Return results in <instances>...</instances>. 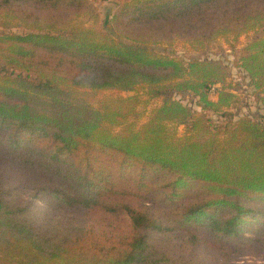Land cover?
<instances>
[{
	"label": "trees",
	"instance_id": "1",
	"mask_svg": "<svg viewBox=\"0 0 264 264\" xmlns=\"http://www.w3.org/2000/svg\"><path fill=\"white\" fill-rule=\"evenodd\" d=\"M101 2L116 3L105 20ZM242 37L236 67L263 101L264 0H0V264L264 254V231L245 236L247 218L264 217V122L235 120L221 61L153 49ZM173 93L198 97L200 111ZM37 197L99 219L67 224Z\"/></svg>",
	"mask_w": 264,
	"mask_h": 264
},
{
	"label": "rangeland",
	"instance_id": "2",
	"mask_svg": "<svg viewBox=\"0 0 264 264\" xmlns=\"http://www.w3.org/2000/svg\"><path fill=\"white\" fill-rule=\"evenodd\" d=\"M97 9L100 13L101 20L111 17L116 10L115 2H101L96 4ZM248 39L242 37L239 42H235L232 39L230 41H225L224 39L219 40L217 43L209 46L205 51L196 52L191 50L188 46L183 44H177L172 47L168 46H154L153 49L158 53H164L171 56H174L178 59L185 61L188 60H215L221 61L225 66L228 67L230 72L229 81H232V86H235L237 89L235 93L239 97L240 105L234 107L232 111L236 114V119L248 117L253 120L264 122V100L262 101V96L255 95V91L250 87L249 81L246 77V74L238 69V61L240 59V50L247 44ZM212 96H215L210 92ZM172 98L177 100H182V102L191 108L193 111H200L199 107V98L194 95L189 96H180L176 93L170 95ZM147 99V97H144ZM161 104V101L158 99H153L150 103L144 107L145 117L141 121V124H144L148 121V118L152 110L158 107ZM213 121L216 123L222 122L224 119L217 114L211 113ZM184 131L183 127H180L178 132L182 134ZM27 199V197H24ZM35 205L40 208L44 215L54 218L56 220L63 221L67 224L87 226L91 221L94 223L99 219V216L95 214H75L72 212H65L60 209L55 210L51 202L44 200L43 198H35ZM251 207L256 208L260 206L258 204L251 203ZM248 223L245 226V236L249 238H263L264 231V217L262 216H252L247 218ZM115 225H121V222L114 223ZM124 225V224H123ZM122 225V226H123ZM196 255H193V258L197 260H203L205 262H211L207 259V256H212L208 251L205 250H195ZM214 264V263H212ZM230 264H264V254L257 256H246L238 257L234 255V259Z\"/></svg>",
	"mask_w": 264,
	"mask_h": 264
},
{
	"label": "built area",
	"instance_id": "3",
	"mask_svg": "<svg viewBox=\"0 0 264 264\" xmlns=\"http://www.w3.org/2000/svg\"><path fill=\"white\" fill-rule=\"evenodd\" d=\"M211 92H212L213 94H215V93H216V88H212V89H211Z\"/></svg>",
	"mask_w": 264,
	"mask_h": 264
}]
</instances>
